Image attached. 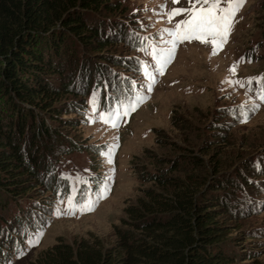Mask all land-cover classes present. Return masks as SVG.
<instances>
[{"label":"rangeland","instance_id":"rangeland-1","mask_svg":"<svg viewBox=\"0 0 264 264\" xmlns=\"http://www.w3.org/2000/svg\"><path fill=\"white\" fill-rule=\"evenodd\" d=\"M117 1L119 9H88L87 17L97 27L100 21L113 20L116 33L131 29V40L143 36L156 56L152 51L134 49L124 38L95 48L76 43L72 36L66 39L57 81L71 84L53 104L80 98V106L61 110L63 125L57 119L50 122L40 109L31 106L38 120L59 130L57 144L45 146L42 153L44 169L53 170L54 179L44 177L42 184L15 199L0 190V241L4 242L0 264H33L59 243L74 246L87 240L109 247L119 241V232H138L131 223L130 207L141 208L150 191L165 194L151 176L165 174L183 179L194 171L207 178V185L215 181L211 177L216 159L224 174L230 176L225 186L231 207L226 221L232 224L227 250L239 263V252L233 247L243 243V249H257V262L264 264V238L259 237L264 232V101L252 87H241L264 71V0H246L228 42L218 54H212L211 43H178L164 65V74L155 79L152 72L160 50L167 54L172 47V37L165 30L174 29L186 18L182 14L170 20L168 13L173 8L190 7L189 0L178 4L172 0ZM139 56L145 60L148 75L139 77L135 69ZM234 65L235 73L231 71ZM130 76L138 77L135 80L140 96L135 94L133 99L143 97V102L113 128L97 118L102 111L99 91L104 93L106 89L112 95L120 78L133 82ZM153 79L149 91L147 84ZM94 92L97 112L92 111L90 103ZM0 104L8 115V103L2 100ZM255 104L259 108L250 110ZM109 150L112 163L102 155ZM55 178L56 189L48 186ZM249 180L257 187L245 184ZM106 184L110 190L94 210L77 208L72 214L71 207H64L67 190L69 196L81 199L80 204L96 199ZM17 238L21 240L14 247Z\"/></svg>","mask_w":264,"mask_h":264},{"label":"trees","instance_id":"trees-1","mask_svg":"<svg viewBox=\"0 0 264 264\" xmlns=\"http://www.w3.org/2000/svg\"><path fill=\"white\" fill-rule=\"evenodd\" d=\"M119 6L117 0H0V101L11 110L5 115L0 104V190L7 197L24 195L42 184L49 172L54 179L52 170L44 172L42 153L45 146L57 144L59 130L38 120L31 106L50 122L59 120V125H63L62 109L79 108L80 98L53 104L71 84L57 81L66 39L72 36L76 43L95 48L124 38L137 49L139 37L131 40V29L116 33L113 20L100 21L97 27L87 17L88 9L112 12ZM215 161L211 177L215 181L207 185V178L194 171L183 179L151 176L165 194L150 191L141 208H129L138 232H119V241L109 247L87 240L74 246L54 244L33 264H259L253 247L243 249V243L233 247L239 252V263L227 250L232 224L226 221L231 207L225 186L230 176ZM51 180L48 186L56 189L57 179ZM245 184L257 187L250 180ZM259 237L264 238V232ZM3 247L0 241V257Z\"/></svg>","mask_w":264,"mask_h":264},{"label":"snow or ice","instance_id":"snow-or-ice-1","mask_svg":"<svg viewBox=\"0 0 264 264\" xmlns=\"http://www.w3.org/2000/svg\"><path fill=\"white\" fill-rule=\"evenodd\" d=\"M172 2L178 4L180 0H172ZM245 3L246 0H189L190 7L171 9L168 13L170 20L182 14H184L186 18L177 22L174 29L165 30L172 37V40L170 41L172 47L167 50V54H165L164 50H160V55L157 59L160 69L162 70L164 65L169 62L177 44L184 41L190 42L192 40H197L206 44L211 43L213 45L212 54H218L228 42V38L236 22L237 13ZM231 71L235 73V65L232 67ZM252 79H257L261 83L259 99L264 100V75L258 78H249V84H251ZM153 83L154 79L147 84V89L149 91L151 90ZM235 83L240 82L236 81ZM241 87H243V84H241ZM142 102L143 97L132 99L128 103L121 102L117 108H113L106 112H100L97 118L113 128L119 127V121L125 116L130 115L132 111H135L139 103ZM90 103L92 104V111L97 112L99 104L95 92L93 93ZM257 108H259V105L255 104L250 110H255ZM246 120L247 116H245L243 122H246ZM102 155L108 157V163H112L111 150L107 153H102ZM77 179L80 180V182L86 183L82 178L77 177ZM106 179L110 180L111 177ZM109 190L110 189L106 184L105 187L99 191L96 199H85L84 202L80 204L74 203V198L70 197L69 204L73 210L72 214H75L77 208L80 211L94 210L95 204L99 199L105 198V193ZM38 235H42V233H39ZM38 242L39 240L37 239L35 243Z\"/></svg>","mask_w":264,"mask_h":264}]
</instances>
